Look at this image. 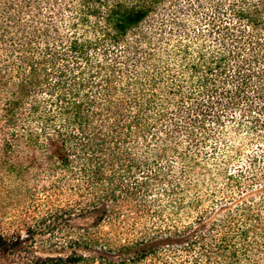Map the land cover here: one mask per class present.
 <instances>
[{
	"label": "trees",
	"instance_id": "trees-1",
	"mask_svg": "<svg viewBox=\"0 0 264 264\" xmlns=\"http://www.w3.org/2000/svg\"><path fill=\"white\" fill-rule=\"evenodd\" d=\"M0 140L67 196L16 264H264V0H3Z\"/></svg>",
	"mask_w": 264,
	"mask_h": 264
},
{
	"label": "rangeland",
	"instance_id": "rangeland-1",
	"mask_svg": "<svg viewBox=\"0 0 264 264\" xmlns=\"http://www.w3.org/2000/svg\"><path fill=\"white\" fill-rule=\"evenodd\" d=\"M12 159L13 154H6L0 146V235L16 243L8 250L0 249V264L19 263L32 253L51 255L48 242L42 243L34 232L35 239H30L29 229L50 206L64 205L67 199L58 188L59 170L51 172L39 166L19 170L12 166Z\"/></svg>",
	"mask_w": 264,
	"mask_h": 264
}]
</instances>
